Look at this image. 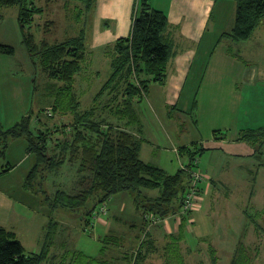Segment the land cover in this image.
I'll list each match as a JSON object with an SVG mask.
<instances>
[{"label": "rangeland", "instance_id": "1", "mask_svg": "<svg viewBox=\"0 0 264 264\" xmlns=\"http://www.w3.org/2000/svg\"><path fill=\"white\" fill-rule=\"evenodd\" d=\"M33 1L45 8L42 13L35 15L31 28L38 45L42 40L50 43L61 42L77 36L82 30L85 31L87 59L83 63V71L89 72L77 74L75 89L81 102L80 107L88 108L93 96L110 73L107 65L102 62L105 46L90 44L88 38L93 8L86 11L85 3L80 0H52L48 5L45 0ZM137 1H133L135 8ZM148 1L151 5L157 3L163 4L165 8L168 6L167 0ZM214 2L208 26L198 31L196 36L189 37L183 30V23L173 22L172 16L171 19L168 18L173 53L169 60L167 78L163 83L150 81L147 93L135 98L134 109L138 118L132 127L143 140L141 158L169 173H175L188 164V156L178 152V149L187 145L197 146L195 161L198 162L191 167L193 170H200L204 174L209 165L217 166V184L210 182L209 189L205 192L207 179L203 180L202 199L198 206L200 208L203 204L201 211L210 218L207 222L209 232L198 239L184 231L187 238L181 241L180 248L169 250L167 257H171L170 260L178 264H212V257H216L215 264H230L239 243L250 257L248 264H264V233L245 214L246 209L251 212L264 211V145L261 148L262 153L249 160L232 157L220 151L200 150L198 142L201 137L196 122V90L212 60L216 46L219 50L226 49L227 45L230 50L227 52L236 63H240L242 69L244 67L248 72L251 69L255 72V77L251 80L246 81L242 77L234 81L236 95L241 100L239 123L254 128L264 127V76L261 75V71L264 72V17L249 39L237 41L226 36L219 40L222 32L230 31L234 25L236 3L234 0ZM128 10L124 8L123 11L128 13ZM165 10L169 14V9ZM50 20L53 24L45 30L44 24ZM110 20H104L103 26L106 27L109 21L113 28L116 20ZM0 43L14 47L13 54L0 52V127L9 129L27 115L33 131L37 128H49L52 132L56 126L63 127V124L70 123L73 120L70 113L51 114L46 98L50 79L43 72L39 59L29 53L23 42L17 5L5 6L1 10ZM185 56L189 68L186 69L187 74L181 80L180 87L175 89L174 81ZM98 68L101 69L100 73L95 72ZM213 99V105L224 108L227 95H217L215 103ZM170 101H173L172 104H169ZM113 123L120 125L115 121ZM215 132H224L226 135L231 131L224 128L213 131V137L218 139ZM64 138L61 133L53 134V142H49L50 151H53L56 139ZM28 144L25 136L12 138L8 142L5 155L0 158V187L23 202L21 216L14 218L11 226H15L14 230L25 251H39L44 242L50 241L51 245L52 242L64 245L65 257L61 256L57 261L49 259V264H109L106 261L107 253L113 245L104 243L99 236L109 226L100 219L106 220L109 216L107 208L110 200L105 203V212L99 210L103 204L97 205L88 227L84 226L82 214L79 212L72 213L60 207H51L41 186L51 197L58 189L69 193L79 192L85 184H82V176L77 172L78 162L67 161L57 171L48 172L43 185L40 184V174L32 186L25 185L26 175L37 159L34 152H27ZM238 163L242 166L238 167ZM7 167L9 170L2 171ZM143 192L153 196L158 194L157 190L150 189ZM90 204L91 201L87 202V207ZM130 204V201L125 202L126 210L134 211ZM48 216L54 221L57 220L58 224L56 227L53 224L55 230L47 237L48 227L44 232L42 223H47ZM257 222L264 227V213ZM135 233L136 230L132 232ZM46 263L47 261L42 264Z\"/></svg>", "mask_w": 264, "mask_h": 264}, {"label": "trees", "instance_id": "2", "mask_svg": "<svg viewBox=\"0 0 264 264\" xmlns=\"http://www.w3.org/2000/svg\"><path fill=\"white\" fill-rule=\"evenodd\" d=\"M51 1L45 0L46 5ZM80 1L85 3L86 11L94 8L96 3V0ZM234 1V25L230 31L222 32L219 40L226 36L237 41L249 39L264 17V0ZM13 5L18 6V22L23 42L29 53L39 59L43 72L50 79L46 98L51 114L70 113L73 120L63 124V127L56 126L52 132L49 128H37L33 131L29 115L9 129L0 127V158L5 155L10 139L25 136L29 142L27 152H34L37 156L34 167L26 175L25 185L29 186L33 185L37 175H41L40 184L43 185L48 172L57 171L67 161H77V172L82 176V184H85L79 192L69 193L58 189L51 197L42 186L41 190L46 193L45 199L51 207L82 214L84 226L87 227L98 204L105 205L113 196L127 193L141 211V233L133 240V249L128 248L131 252H125L119 261L113 258L106 261L109 264H125L121 260L126 261V264H142L148 255L157 250L148 230L153 220L148 216L152 214L156 219L177 214L189 184L186 169L180 168L175 173H169L143 160L140 156L143 140L132 127L138 118L134 109L135 98L147 93L150 81L163 83L167 78L169 60L173 53L168 17L148 0L137 1L130 32L105 46V54L110 58L108 78L93 96L89 107L82 109L75 88L77 74L89 72L83 71V63L87 59L85 31L61 42L42 40L38 45L31 28L35 15L42 13L44 6L37 5L33 0H0V14L3 7ZM52 24V20L45 23L44 29L48 30ZM0 52L13 54L14 47L0 43ZM114 121L122 126L113 123ZM55 133H61L65 138L56 139L51 152L49 142H53L51 137ZM215 134L218 139L225 136L224 132ZM238 139L257 146L258 156L264 145V127L241 131ZM178 152L188 156V168L194 166L197 158L196 145L182 146ZM7 170L9 167L2 171ZM145 189L157 190L158 194L149 197L143 192ZM89 201L92 204L87 207L86 203ZM191 213L189 211L181 215L180 233L170 237L163 264H178L167 257L168 251L180 248L184 226ZM263 213L264 211L245 210L249 220L264 233V227L257 222ZM53 224L56 227L58 222L52 218L46 231L47 237L55 230ZM137 225L134 226L138 227ZM122 237L123 235L111 233L101 239L115 247L126 248ZM49 243L51 242H44L39 252L27 253L16 232L0 225V264H42L50 258ZM249 259L245 248L238 243L230 264H248ZM211 263H216V257H212Z\"/></svg>", "mask_w": 264, "mask_h": 264}, {"label": "crops", "instance_id": "3", "mask_svg": "<svg viewBox=\"0 0 264 264\" xmlns=\"http://www.w3.org/2000/svg\"><path fill=\"white\" fill-rule=\"evenodd\" d=\"M133 1L134 0H96L93 8V17L91 16V25L89 27L90 35L88 38L90 39V44L93 43V45H99L101 47L106 46L118 37L128 34L131 29L133 18ZM167 2L168 6L166 8L163 4L156 3L152 5L165 13V9H169V14H166L167 17L171 19L170 16H172L173 22L175 23H183V30L189 37L196 36L198 31H201L208 26V22L212 16V9L215 4L214 0H167ZM124 8H127V10L129 8L128 13L123 11ZM107 19H111L110 21L116 20L113 28L109 21L107 22L108 24L106 27L103 26V24H105L104 20ZM169 32L171 33V29H169ZM225 46L226 49L218 50L217 46L214 49L211 58L212 60H210L206 73L203 75L200 85L196 90V122L197 128L200 130L199 132L201 137L198 145L200 149H203V151H220L232 157L249 160L257 157V146L252 145L245 140H240L238 137L241 131L257 129L259 127L254 128L248 124L239 123L241 100L236 95L234 81L235 79H241L242 77L246 81L251 80L255 77V72L252 69L248 72L244 67L242 69L239 65L240 63H236L234 61L235 59L227 52V50H229L227 45ZM187 60L188 59L185 56L179 65L178 77L174 81L175 89L180 87L181 80L185 78L184 76L187 74L186 69L189 68ZM102 62H104L110 70V58L106 54L104 55ZM236 64L238 65L236 67V71H234ZM100 70L101 69L98 68L95 72L100 73ZM261 72V75L264 76V72ZM222 93L227 95L224 108L218 107V105H213L211 102V99L214 98L213 102L215 103V97ZM232 94L234 96H232ZM172 102L173 101H170L169 104H172ZM218 128H224L231 132L226 133V135L222 138L215 139L213 137V131ZM238 165V167L242 166L239 163ZM204 175L207 179V182L204 185V191L206 192L209 189L210 182L213 185L217 184L215 179L219 175L217 172V166L209 165ZM145 195L147 194L145 193ZM147 196L155 197L151 194H148ZM128 201H130L133 205L132 206L130 204V206L134 208V211L132 209L131 211L126 210V205L124 204ZM22 203L23 202L15 198V196L7 190L0 187V225L15 231V226H11V223L14 218L21 216L20 211L23 206ZM112 204L115 205V207ZM202 206L192 211L191 216L186 223L188 225L185 224L184 226L186 234L191 233L194 236H197L198 239L204 237V235L209 232V225H207L209 216H207L204 211H201ZM107 212H109L107 219L100 220L109 224V226L107 231L99 237L101 238L111 233L121 236L123 235L122 241H124L123 245H125L124 247L126 248L112 247V249L107 253L108 259L113 258L116 259V261H119L121 257L125 255V252H131L128 251V248L133 249V240H135L138 234L141 233V211L138 210L137 203L131 198V196L127 193H120L118 196H113L110 199ZM195 212L196 215H194ZM50 219H52V217L48 216L47 223H42V230L44 232L49 225ZM180 224L181 218H178L175 214L169 215L165 218H158V221L155 222L151 221L148 226V230L154 238L157 250L148 255V257L143 261V264L164 263V252L167 243L171 236H176L180 233ZM134 225H137L138 227H135ZM135 230L136 233L132 234ZM185 232L183 234V239L187 238ZM58 244L60 245V243ZM59 245L52 242V245L49 248V259L52 261H57L61 256L65 257V252L63 251L64 245ZM42 248L43 245L39 251H41ZM49 259L46 264H49ZM121 261L126 264V261Z\"/></svg>", "mask_w": 264, "mask_h": 264}, {"label": "built area", "instance_id": "4", "mask_svg": "<svg viewBox=\"0 0 264 264\" xmlns=\"http://www.w3.org/2000/svg\"><path fill=\"white\" fill-rule=\"evenodd\" d=\"M197 161H195V164ZM189 173V184L187 186V190L185 193L184 200L181 204L179 212L176 214L177 217L181 218L186 212L193 211L198 208L201 203L202 195H201V183L206 178L205 175L200 170H193L192 168H188L187 166L183 167ZM106 205L100 206V211H105ZM148 218H151L153 222L158 221V218L150 214Z\"/></svg>", "mask_w": 264, "mask_h": 264}]
</instances>
